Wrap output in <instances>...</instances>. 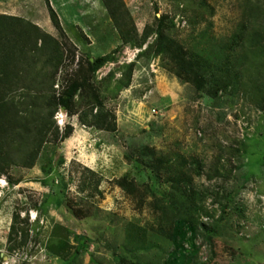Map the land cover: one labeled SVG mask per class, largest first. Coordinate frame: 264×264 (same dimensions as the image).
Returning <instances> with one entry per match:
<instances>
[{"label":"rangeland","instance_id":"374dc122","mask_svg":"<svg viewBox=\"0 0 264 264\" xmlns=\"http://www.w3.org/2000/svg\"><path fill=\"white\" fill-rule=\"evenodd\" d=\"M122 2L138 35L162 17L166 35L185 53L224 65L227 90L218 89L216 78L197 91L168 54L154 53V35L140 49L123 46L117 63L95 79L115 131L78 122L90 104L80 90L75 114L61 108L54 116L59 129L73 127L71 135L44 144L32 168L11 166L0 175V264H264V0ZM0 4L25 22L18 23L21 35L18 26L0 29V57L6 39L15 47L31 44L26 21L63 50L57 71L41 67V50L28 44L16 50V66L6 67L15 97L45 87L41 71L54 74L52 89L59 92L92 56L121 46L102 0ZM131 62L130 84L116 87L122 65ZM114 67L118 74L107 79ZM179 192L190 197L181 214L200 208L192 222L159 209ZM215 198L227 206L222 210ZM14 214L29 238L10 251ZM200 223L210 230L211 246L199 235Z\"/></svg>","mask_w":264,"mask_h":264},{"label":"trees","instance_id":"16d2710c","mask_svg":"<svg viewBox=\"0 0 264 264\" xmlns=\"http://www.w3.org/2000/svg\"><path fill=\"white\" fill-rule=\"evenodd\" d=\"M102 2L108 17L122 41L121 46L104 55L92 56V61L88 59L85 67H83V65L78 67L76 72L78 74H72L74 77L67 78L63 89L59 92L52 89L54 74L52 73V75H49L41 71L40 74L43 82L49 83H47L45 87L40 88L33 95L23 93L15 97L17 94L14 92L17 91V88H12L13 83L11 81V76L6 72V67L16 66L15 51L17 48L6 39V52L0 57V175L5 174L7 169L11 168V166H19L26 169L32 168L44 144L63 142L71 135L73 127L70 124H66L63 129H59L54 121V116L61 108L64 109L68 116L74 115V108H76L75 97L80 90L88 95L87 97L90 99V104L78 113V122L81 125L93 127L96 130L108 132L115 131V117L110 111L104 108L103 102L99 96L100 88L97 87L95 79H97V72L104 66L117 63V55L125 45L130 48L140 49L146 40L154 35V53L156 55L168 54L176 65L175 67L178 74L180 76L184 75V78L190 80L197 91L204 89L205 81H216V78L218 79V89L224 88V90H227V82L225 79L222 81L224 78L223 75L228 73L226 67L223 65L222 67L225 68V70L222 71V67L211 65L206 57L199 53H185L181 45L166 35L162 27V17L157 19L155 27L147 25L144 27L142 33L138 35L132 23L131 15L122 0H102ZM47 8L51 20L57 25L56 15L48 2ZM15 19L17 18L0 15V25L6 24V29L8 28V30L14 32L15 27L18 25ZM31 26L37 31L35 37L31 39L33 41H30V36L28 35L27 41L31 42V50L36 52L39 50L42 51L41 56H38L42 68L57 71L63 64L61 43L51 35L39 30L36 26ZM19 35H21V31ZM26 44H29V42L21 44L17 51L23 52ZM1 49H3V47H0V50ZM22 54L23 53H19L18 55L21 57ZM37 60L38 59H36V61ZM122 66L123 73L115 82L118 88L120 85L126 87L130 84L134 65L133 62H131ZM118 69L119 67H114L113 70H110L106 75L107 79L116 77ZM219 81L222 82L219 83ZM100 82L102 83V79ZM215 93H211V95H215ZM23 105L27 107L22 109ZM216 197L220 198L218 196ZM223 197L226 199L225 196ZM186 199H190L186 192L173 194L169 198L170 202L159 208L162 215L169 214L168 216L172 220L179 218L181 212L186 208ZM215 200L222 210L227 206V201L222 202L216 198ZM199 210L200 208L188 209L181 215L188 222H192L193 216H195ZM21 221L18 214L13 215L8 232V243L12 244L14 247H8L10 251L27 244L29 238L27 229L17 227ZM197 227L199 235L211 246L212 238L207 225L200 223ZM57 251L59 252L60 250Z\"/></svg>","mask_w":264,"mask_h":264},{"label":"crops","instance_id":"0c3cea01","mask_svg":"<svg viewBox=\"0 0 264 264\" xmlns=\"http://www.w3.org/2000/svg\"><path fill=\"white\" fill-rule=\"evenodd\" d=\"M0 15H5V16H8V17H15V16H13V15H10L8 12L6 13V5H3V4H0ZM15 18H17V19H15L16 21L15 22H17V24L18 23H21V22H23V20L22 19H20L19 17H15ZM31 22V21H30ZM28 22V21H26V24H28V28L31 30V32H30V34H29V36H30V41H33V40H31V39H33L34 37H35V35H36V30L31 26V25H34V26H36L37 27V25H36V23H34V22ZM24 23L25 22H23V25H24ZM5 24V23H4ZM6 24L5 25H3V26H1V30L2 29H4V28H6ZM18 27L17 28H21V34H23L24 33V30H23V27L21 26V25H17ZM39 30H41L39 27H37ZM6 31H7V29H6ZM42 31V30H41ZM42 32H44V30L42 31ZM46 32V31H45ZM47 34H48V32H47ZM8 40V39H7ZM21 44H18V45H16V48H17V50L19 49L18 48V46H20ZM28 45H30V47H32V45L31 44H28ZM19 52V51H18ZM15 67V66H14ZM235 252V251H234ZM235 254H236V252H235Z\"/></svg>","mask_w":264,"mask_h":264},{"label":"built area","instance_id":"2783aa9c","mask_svg":"<svg viewBox=\"0 0 264 264\" xmlns=\"http://www.w3.org/2000/svg\"><path fill=\"white\" fill-rule=\"evenodd\" d=\"M154 112V111H153Z\"/></svg>","mask_w":264,"mask_h":264}]
</instances>
